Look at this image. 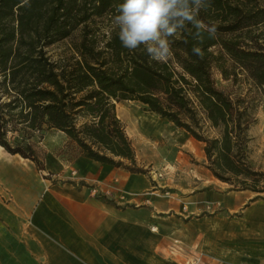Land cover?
I'll return each instance as SVG.
<instances>
[{
    "label": "trees",
    "instance_id": "1",
    "mask_svg": "<svg viewBox=\"0 0 264 264\" xmlns=\"http://www.w3.org/2000/svg\"><path fill=\"white\" fill-rule=\"evenodd\" d=\"M123 2L0 0V147L44 171L30 141L37 133L58 131L91 161L145 174L116 113L118 102H140L205 145L217 180L264 193V174L247 155L248 131L257 121L250 93L264 97V5L211 0L199 18L215 22L217 33L214 39L205 34L203 57L192 54L197 42L182 32L173 38L172 56L159 63L143 48L129 52L116 32L109 39L97 27L100 20L111 24ZM79 30L73 53L53 60L47 48ZM215 70L234 86L250 83L249 94L233 97L220 89Z\"/></svg>",
    "mask_w": 264,
    "mask_h": 264
},
{
    "label": "crops",
    "instance_id": "2",
    "mask_svg": "<svg viewBox=\"0 0 264 264\" xmlns=\"http://www.w3.org/2000/svg\"><path fill=\"white\" fill-rule=\"evenodd\" d=\"M142 131L146 136L168 132L190 153L189 145L198 146L183 129L156 115L147 117ZM183 160L176 168L192 172L173 174L172 186L187 195L195 190L191 201L218 199L209 170ZM74 163L85 183L82 188L71 182L53 184L35 163L2 149L0 191H7L11 202L0 200V264H135L138 253H159L161 224H172L175 231L177 222L168 212H177L185 201L158 197L155 184L143 174L80 154ZM93 188L107 191L108 197L101 200ZM219 200L227 205L226 199ZM140 258L142 264H159L153 257L151 263L148 257Z\"/></svg>",
    "mask_w": 264,
    "mask_h": 264
},
{
    "label": "rangeland",
    "instance_id": "3",
    "mask_svg": "<svg viewBox=\"0 0 264 264\" xmlns=\"http://www.w3.org/2000/svg\"><path fill=\"white\" fill-rule=\"evenodd\" d=\"M256 1L264 5V0ZM96 25L104 31L110 23L100 20ZM80 34L79 30L71 38L47 48L48 54L57 61L69 55L70 51L73 53L72 46L79 41ZM214 79L220 89L231 93L233 97L249 94L250 83L241 81L234 86L231 81L224 80L217 70L214 71ZM252 91L250 98L255 108L257 121L248 131L247 155L254 170L264 174V97L254 89ZM118 110L120 115L117 113ZM116 113L125 125L126 134L136 153L138 167L145 170L146 173L143 175L155 184L154 190L158 191V197L171 201H185L177 212H168L177 222L174 232L171 230L172 224L167 222L161 224L159 253L153 255L147 252L138 253L136 259L132 258L135 259L134 263L142 264L139 263L140 257L145 259L148 257V262L153 257L154 262L157 261L159 264H264V193L240 191L217 180L208 169L205 145L198 143L184 129L198 145L195 144L193 147L189 145L191 153L176 144V139L168 132L146 136L142 131V125L146 124L149 115L156 114L149 112L140 102H118ZM159 118L163 123L167 122ZM209 135L212 137L216 135V132L210 130ZM9 137H12V140L14 138L21 140L22 136L10 134ZM30 142L35 145L38 156L44 164V177L53 184L61 181L62 183L71 182L78 188L85 186L79 171L74 168L78 153L71 145H68L69 139L66 135L58 131H45L37 133ZM201 150L204 157L202 160ZM183 158L191 164L200 166L199 170H205V168L209 170L212 180L215 181L211 186L216 191L215 195L218 199L191 201L188 198L195 194V190L187 195L177 186H172L176 185L173 174L184 175L192 172L183 170L180 172L176 168L178 164L185 163ZM198 191L201 192L200 189L196 190ZM91 192L101 200L108 197L107 191L93 188ZM9 197L7 191H0V200L3 204L11 202ZM219 198L226 199L227 205L223 204ZM162 216L167 218V215ZM167 230L171 232L169 235H165Z\"/></svg>",
    "mask_w": 264,
    "mask_h": 264
},
{
    "label": "clouds",
    "instance_id": "4",
    "mask_svg": "<svg viewBox=\"0 0 264 264\" xmlns=\"http://www.w3.org/2000/svg\"><path fill=\"white\" fill-rule=\"evenodd\" d=\"M210 6L211 0H124L105 31L109 39L116 32L121 46L129 52L143 48L151 61L159 63L172 56L173 38L187 32L197 42L192 54L202 58L200 45L205 34L214 39L217 33L215 22L205 23L199 18L200 12Z\"/></svg>",
    "mask_w": 264,
    "mask_h": 264
},
{
    "label": "bare ground",
    "instance_id": "5",
    "mask_svg": "<svg viewBox=\"0 0 264 264\" xmlns=\"http://www.w3.org/2000/svg\"><path fill=\"white\" fill-rule=\"evenodd\" d=\"M2 149H3V148H2V147H0V155H1Z\"/></svg>",
    "mask_w": 264,
    "mask_h": 264
}]
</instances>
